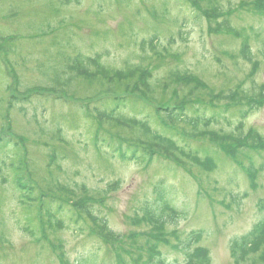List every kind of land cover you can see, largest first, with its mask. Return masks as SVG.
<instances>
[{"label":"rangeland","instance_id":"rangeland-1","mask_svg":"<svg viewBox=\"0 0 264 264\" xmlns=\"http://www.w3.org/2000/svg\"><path fill=\"white\" fill-rule=\"evenodd\" d=\"M79 58L91 63L85 75ZM138 68L150 76L149 99L134 89ZM121 74L128 75L122 83ZM260 91L264 0H0V137L19 142L0 153V264H60L61 252L70 264H115L96 234L103 222L122 237L115 244L126 264L138 261L125 250L143 255V264L145 249L162 233L160 260L187 264L177 247L199 230L205 234L198 246L211 264H264L262 242L244 255L232 250L264 222V98L254 95ZM118 98L127 103L118 113L187 152L173 161L158 152L147 164L123 162L121 138L129 140L126 152L154 139L99 119L97 112ZM250 102L259 109L250 110ZM174 107L185 122L156 112ZM205 120L206 134H197L195 123ZM217 133L237 142L219 146ZM20 157L37 192L62 199L46 203L53 219L21 204L12 168ZM162 184L176 212L165 218ZM89 201L96 203L87 208L95 222L81 213Z\"/></svg>","mask_w":264,"mask_h":264},{"label":"trees","instance_id":"trees-1","mask_svg":"<svg viewBox=\"0 0 264 264\" xmlns=\"http://www.w3.org/2000/svg\"><path fill=\"white\" fill-rule=\"evenodd\" d=\"M73 1V0H70ZM77 1V0H76ZM70 3V2H69ZM200 3V2H198ZM198 6V5H197ZM216 14H218L216 11H214ZM220 14V13H219ZM225 28H228L229 31H233V28L230 26V22L229 21H225L224 25ZM248 49L246 50V57L249 58V53H248ZM79 63L80 66L79 67H86V65H90L91 63H89L88 60H85L82 58H79ZM77 60V62H78ZM89 63V64H88ZM96 63L99 64V60H96ZM77 66V65H76ZM75 66V67H76ZM84 67V75L87 73V68ZM141 69V68H138ZM142 70V74L138 77V81L134 84V89L139 90V92L141 91L142 94L144 93L145 96H148L147 98L149 99L151 97V95L154 93L153 90V86L151 84V81L149 79V77H147L146 75V71L144 69ZM105 72V71H102ZM81 74V75H83ZM89 74V73H88ZM87 74V75H88ZM130 77H133L135 75V70H130ZM146 75V77H145ZM127 74H121L118 75V78L120 80V82H124V77H127ZM116 79H114L113 77H110V81L112 83L115 82ZM112 91V87L109 88L106 92L111 93ZM256 97L259 96H263L264 98V92L260 91L255 92L254 94ZM233 97V96H232ZM146 98V99H147ZM225 98V97H224ZM234 101L236 100V97H233ZM15 100L16 103H21V96L19 97H14L13 98ZM231 99V97H230ZM126 99H117L114 100V104L112 106H106V108L104 110H99V108H97V110H99L100 113L99 115H101L102 119L104 118H108L110 120H117L120 122V124H123V126L125 125L126 127H134L137 128L141 131H143L144 133H148V129H147V123H143V122H136L135 120H133L132 118H127L125 117V114L121 112L118 113V111L120 110H125L127 107V103L125 102ZM214 100V99H213ZM256 102V101H254ZM253 102V103H254ZM251 103V102H250ZM249 104V109H259V107L256 104ZM258 103V102H257ZM182 105V104H181ZM185 105H187L185 103ZM108 107V109H107ZM113 107V110H112ZM185 106H182L181 108H183ZM111 110V111H109ZM180 110L178 107H174L172 108V110L169 109H165V108H161V109H157L156 112L160 115L163 116L164 118H168V121L171 123H183L185 122L186 117L185 113H179ZM248 113V112H247ZM117 115V116H116ZM246 115V114H245ZM245 115H243L242 119L245 118ZM207 122L209 123V121L207 120ZM206 120L203 122H199V123H195V127H197V134L200 133H205L204 131H202L203 128H205V126H208L206 123ZM103 128V127H102ZM242 128V127H241ZM242 132V131H241ZM218 134V133H217ZM217 134H214L215 136ZM150 135V134H149ZM152 136V135H150ZM227 136H219V134L215 137L216 141L219 142L217 145H223V144H227L228 142H237L234 139H232L233 137L230 136L231 139L226 138ZM152 138L154 139L153 143H148V142H139V143H135L133 144L134 146L128 150L126 152V150L123 149V143H128L129 140L127 139H120V143H119V147H118V151H117V157H120L122 159V161H136L138 164L143 165V164H147L152 162L156 155H158L160 152V154L165 153L166 159H170L173 161L172 155L174 156H178V155H184L185 152H187L186 148H180L178 143H175L174 140H168L166 138H162L159 139L158 138V134H153ZM15 140V141H14ZM97 141L99 143H101V140L99 137H97ZM19 142H17L16 137L12 136L11 134L8 135H3L0 137V153H2L3 151L6 152V150L8 149H14L19 147ZM177 144V145H176ZM229 144V143H228ZM236 146H240L241 147V143H237L232 145L230 151L232 152L233 148H235ZM102 149V148H101ZM9 154H16V153H11L8 151ZM139 154V155H138ZM137 155V156H136ZM53 156L56 158V160L58 159V154H56V152H53ZM159 156V155H158ZM25 158L20 157L19 159V163L18 165L16 164H12V168L14 170V177H15V182L17 184V189L20 191V198H21V204L24 206H26L27 208L30 209V211H34L36 209H38V212L47 215V219H53L55 217V214L53 212V210L50 209H46V203H51L54 204V202L56 200L61 201L62 199L59 198L58 196L55 195H49V194H44V193H38L37 190H39V188H36V182H34V180L32 181L31 179L27 180L25 179V177L23 176L24 174L22 173L24 171L25 166H26V162H25ZM2 165V164H1ZM24 168V169H23ZM29 176L31 177V175L29 174ZM162 189L158 190L159 192V199L161 200L162 203V207L159 206L161 212H160V218L164 216V218L167 216V214L169 215L171 212H174V209L172 207L173 203H174V199L171 197V193H167L166 187H163V184L160 186ZM54 190L56 189L55 184L53 186ZM53 190V191H54ZM84 207V206H83ZM82 207V209H84ZM148 210V208H147ZM149 214H152L151 211H147ZM81 213H83V215H88V217L90 216V219H92L94 222L96 221V216L92 211H87V209H84L81 211ZM176 213V212H174ZM41 215V214H40ZM43 219V215L40 216V221H42ZM156 219V218H155ZM154 219V220H155ZM103 222V221H102ZM49 225H52V220L49 222ZM84 229V227L82 228ZM94 229V228H93ZM32 230V229H31ZM30 233L35 236L36 232H34L32 230ZM96 234L99 231L100 233L97 234L99 236V238L103 241V244L105 246L108 247L109 249V253H111V255H115V264H126L125 261L121 258V255H119L118 253V248H120L119 246H117V244H115L116 242H118L119 239H121L122 237L120 236H116L115 233L111 232L108 228V223L103 222V225L99 226L96 225ZM107 230V231H106ZM107 232V234L105 233ZM105 233V234H104ZM205 231L199 230V231H193L191 233L188 234L187 238L185 240H183V244H181V247H177V250H179V252L184 253L187 257V264H211L210 262V255L208 253V251L203 250L202 247H199L198 245H200V242H202L203 237H204ZM162 236H164V234H161V238L160 235L154 237L153 239L157 242L156 244H150V246L145 249V254H146V261H144L143 264H164V261H161L160 258L162 257V253L160 252V243L166 242V240L162 239ZM150 242V240L148 239L147 243ZM259 242L264 243V222L260 224L259 227H257L253 233H251L250 235L244 237L243 239H240L239 242H234L233 243V247L232 250L234 252V255L236 256H240V255H244L246 253H248L249 251L251 252V250L254 248V246H256ZM167 243V242H166ZM135 248H138L137 246H135ZM144 247H140V249H143ZM134 249H132V247H130V249L125 250V252L127 254H131L132 255V260L133 262L138 261L137 264H140L141 261L143 260L144 256L141 254H138L137 251H133ZM121 251V248H120ZM144 254V255H145ZM59 261L60 264H70V262L66 261V257L64 255L63 252H61L59 254ZM82 264H86L84 262H82ZM95 264V262L93 263Z\"/></svg>","mask_w":264,"mask_h":264}]
</instances>
